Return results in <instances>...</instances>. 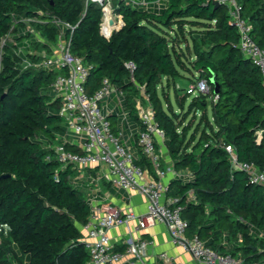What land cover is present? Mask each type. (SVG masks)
I'll list each match as a JSON object with an SVG mask.
<instances>
[{
    "label": "trees",
    "instance_id": "obj_1",
    "mask_svg": "<svg viewBox=\"0 0 264 264\" xmlns=\"http://www.w3.org/2000/svg\"><path fill=\"white\" fill-rule=\"evenodd\" d=\"M237 2L264 49V0ZM113 10L124 25L106 38L104 13L87 0H0V264L90 261L79 225L88 223L92 205L74 179L78 168L64 166L52 148L66 131L61 101L49 90L55 70L24 64L51 52L47 41L60 35L56 21L74 27L65 33L90 69L85 84L90 94L107 78L125 92L124 109L140 124L137 98L152 106L175 170L192 175L176 176L168 185V194L178 198L175 205L182 206L188 235L240 255L243 264H264L263 187L234 168L226 150L232 145L240 161L264 170V80L239 49L226 1L165 0L161 9H150L116 0ZM180 78L192 83L206 78L211 92H180ZM108 119L119 133L118 113ZM135 163L157 177L141 147Z\"/></svg>",
    "mask_w": 264,
    "mask_h": 264
},
{
    "label": "built area",
    "instance_id": "obj_2",
    "mask_svg": "<svg viewBox=\"0 0 264 264\" xmlns=\"http://www.w3.org/2000/svg\"><path fill=\"white\" fill-rule=\"evenodd\" d=\"M87 1L101 7L104 13L101 33L106 38L124 25L123 16L113 10L116 0ZM127 1L150 9H161L165 4V0ZM225 1L231 21L239 33V49L260 69L264 80V49L252 37V24L244 17L237 0ZM109 19L113 20L112 24L108 23ZM24 21L30 23L31 20ZM56 23L60 27V35L55 42L47 41L51 52H42L43 59L40 61H31L29 58L24 61L28 67L55 70L49 90L54 98L61 101L59 114L66 129L65 134L58 137L59 143L52 145L56 159L64 166L71 164L78 169L104 166L108 179L118 189L130 195L139 194L146 201V210L142 214L132 210L124 213L112 206L91 203L92 214L89 221L81 225L83 232L81 241L89 251V264H153L154 243L150 239L144 236L137 238L130 236L123 250L117 249L112 240L110 235L112 229L127 226L131 234L133 223L134 230L138 233L157 224H164L171 242L201 264H243L240 255L219 253L206 246L199 236L188 235V221L182 216V206L175 205L178 198L168 194L169 183L164 180L167 172L162 167L160 148H166L165 134L158 126L152 106H145L140 97L137 100L136 105L142 124L137 139L143 153L152 161L157 177L149 169L135 163L136 155L122 142L123 132L115 133L108 119V115L114 110L108 109V105L104 106L103 102L113 94L117 97V108L122 109L126 117L125 92L104 78L101 86L90 94L85 86L90 69L83 58L73 52L71 38H67L65 33L66 27L71 29L74 27L62 21ZM36 36L39 41L46 42L38 33ZM127 66L132 71L135 68L133 62L127 63ZM138 88L144 95L143 87L138 85ZM188 92L210 94L211 87L206 78H201L192 83ZM212 99L217 101L218 95L214 94ZM104 108H107V113L104 112ZM67 143L78 146L80 151L68 149ZM226 150L232 166L245 171L250 181L261 185L264 190V170L254 163L240 161L232 145H227ZM47 158L51 159L52 156L48 155ZM157 257L162 264H180L168 251L158 253Z\"/></svg>",
    "mask_w": 264,
    "mask_h": 264
},
{
    "label": "crops",
    "instance_id": "obj_3",
    "mask_svg": "<svg viewBox=\"0 0 264 264\" xmlns=\"http://www.w3.org/2000/svg\"><path fill=\"white\" fill-rule=\"evenodd\" d=\"M138 100V98H137ZM105 102V103H104ZM103 102L104 106L108 105V109L115 110L118 113V125L123 132L122 142L126 146H129L136 156L140 154V146L137 142V134L141 128L139 121L133 119L129 114V111L125 109L127 113L124 117L122 109L117 108V97L111 95ZM104 112L107 113V108H104ZM160 152L164 161L163 169L167 172L165 181L170 183L174 177H183L184 179H190L192 177L188 170L176 171L171 161L170 155L167 149L161 147ZM77 175L74 177L76 184L79 185L83 192L87 193V196L91 198L90 203L97 205H108L114 208L122 210L124 213L132 210L137 214H142L146 210L145 198L139 194L130 195L124 191L118 189L107 177L106 169L104 166L97 165L94 167L79 168ZM91 180V183L89 182ZM82 181H87L84 183ZM134 223L132 224V232L129 234L127 226H120L111 230L110 235L113 242L116 245L125 244L128 237L133 236L135 238L144 236L150 239L154 246L152 248V254L155 261L153 264H162L161 260L157 257L158 253L162 251H168L176 257L180 264H201L195 261L188 253L182 250L179 246L174 245L171 240L167 228L164 224H157L153 227L146 229L143 232L138 233L134 230ZM81 230V225H79ZM82 231V230H81Z\"/></svg>",
    "mask_w": 264,
    "mask_h": 264
},
{
    "label": "rangeland",
    "instance_id": "obj_4",
    "mask_svg": "<svg viewBox=\"0 0 264 264\" xmlns=\"http://www.w3.org/2000/svg\"><path fill=\"white\" fill-rule=\"evenodd\" d=\"M191 86H192V81L189 78H180V79H178V81L176 83V87L179 89L180 92H185L186 90L188 91L189 89H191ZM168 95H169L170 100L172 101V103L174 105V108L176 110H179V106H178V104L176 103V100H175V91H174V89L172 87L168 88ZM199 116H200V113H198L197 118H199ZM82 182H84L86 184L88 183L87 181H82ZM89 182L91 183V180ZM82 195L85 198H87V199H89L91 201V198H89L87 196L86 192H82Z\"/></svg>",
    "mask_w": 264,
    "mask_h": 264
},
{
    "label": "water",
    "instance_id": "obj_5",
    "mask_svg": "<svg viewBox=\"0 0 264 264\" xmlns=\"http://www.w3.org/2000/svg\"><path fill=\"white\" fill-rule=\"evenodd\" d=\"M113 23V20L111 21V24ZM215 93L217 94L218 93V87H216L215 89ZM219 253H222L220 250H218Z\"/></svg>",
    "mask_w": 264,
    "mask_h": 264
},
{
    "label": "bare ground",
    "instance_id": "obj_6",
    "mask_svg": "<svg viewBox=\"0 0 264 264\" xmlns=\"http://www.w3.org/2000/svg\"><path fill=\"white\" fill-rule=\"evenodd\" d=\"M112 19H109L108 23H111Z\"/></svg>",
    "mask_w": 264,
    "mask_h": 264
}]
</instances>
